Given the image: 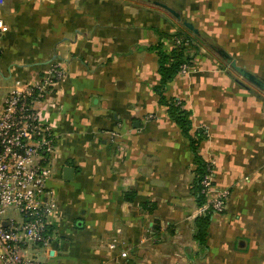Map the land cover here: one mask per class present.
Instances as JSON below:
<instances>
[{"label": "crops", "instance_id": "obj_1", "mask_svg": "<svg viewBox=\"0 0 264 264\" xmlns=\"http://www.w3.org/2000/svg\"><path fill=\"white\" fill-rule=\"evenodd\" d=\"M156 2L264 80V0H0V112L11 91L63 72L35 103L56 135L45 264H264V91L179 34L183 23ZM157 46L199 49L166 96L184 101L193 132L207 130L199 152L227 200L206 246L195 237L194 156L155 90Z\"/></svg>", "mask_w": 264, "mask_h": 264}, {"label": "built area", "instance_id": "obj_2", "mask_svg": "<svg viewBox=\"0 0 264 264\" xmlns=\"http://www.w3.org/2000/svg\"><path fill=\"white\" fill-rule=\"evenodd\" d=\"M7 30L0 19V33ZM187 69L183 65L182 72ZM62 75V70L53 66L41 84L11 91L0 112V264H45L26 253L47 248L52 241L48 217L53 192L48 182L56 135L35 103ZM213 175L210 167L202 180L207 197L215 185ZM224 199H208L201 213L209 206L215 212L223 211ZM8 210L13 211L12 216H7Z\"/></svg>", "mask_w": 264, "mask_h": 264}, {"label": "trees", "instance_id": "obj_3", "mask_svg": "<svg viewBox=\"0 0 264 264\" xmlns=\"http://www.w3.org/2000/svg\"><path fill=\"white\" fill-rule=\"evenodd\" d=\"M184 29L179 34L185 35L191 42L199 40V42L210 45L208 39L203 35H195L188 30L184 25ZM157 53L159 56V73L160 83L156 86L160 102L168 107L169 116L180 127L183 136L188 140L189 147L194 156L195 162V178L193 181V194L196 197V201L200 207H203L207 203V195L203 192L202 180L205 175L209 173V168L212 167L208 161H206L202 155H200L199 147L201 142L207 137V130L204 128L197 129L195 132L192 130L191 111L185 107L184 101L177 98H168L166 91L169 83L177 76L181 71L183 65H191L193 59L198 55L199 49L190 53L186 48L180 47V49H174L171 52H164L160 46H157ZM125 198L129 201L135 200V191L125 192ZM144 209L152 212L156 207V204L145 202L142 204ZM214 209L209 206L204 212L200 213L195 218L196 225V239L197 241L206 246V238L208 227L211 222ZM49 232H51L49 230Z\"/></svg>", "mask_w": 264, "mask_h": 264}, {"label": "water", "instance_id": "obj_4", "mask_svg": "<svg viewBox=\"0 0 264 264\" xmlns=\"http://www.w3.org/2000/svg\"><path fill=\"white\" fill-rule=\"evenodd\" d=\"M156 4L160 5L167 11H169L177 20L181 21L183 25L190 30L195 35H200L201 32L199 28H197L191 21L182 17L181 13L175 10L173 7L169 6L168 4L162 2H156ZM210 48L223 60L225 61L237 74L244 79L245 81L249 82L250 84L256 86L260 90L264 91V80L258 77L253 72L247 70L245 67L241 66L237 59L228 52L225 48L210 43ZM241 84L246 86V84L242 81H239ZM74 168L73 167H66L64 170V177L66 179H71L73 177Z\"/></svg>", "mask_w": 264, "mask_h": 264}, {"label": "rangeland", "instance_id": "obj_5", "mask_svg": "<svg viewBox=\"0 0 264 264\" xmlns=\"http://www.w3.org/2000/svg\"><path fill=\"white\" fill-rule=\"evenodd\" d=\"M207 38V37H206ZM208 39V41L210 42V43H214L210 38H207ZM209 43V44H210ZM215 44V43H214ZM208 45V44H207ZM206 45V46H207ZM208 48H210V46L208 47ZM243 81H244V79H242ZM246 82V81H245ZM209 162V161H208ZM210 164H212V162H209ZM212 168H213V164H212ZM214 169V168H213ZM213 172H214V170H213ZM213 179H214V183H215V185H216V181H215V174L213 175ZM215 185H214V187H213V189H212V192H210L209 193V195H208V197H207V202H208V199H209V201L210 200H213V198L214 197H217V196H220V195H217V193L214 191V189H215ZM260 194H262V191H260L259 192ZM226 196H230V191L227 193L226 192ZM264 196V195H263ZM262 196V197H263ZM223 198H225L224 199V201L226 200V197L225 196H223ZM227 201V200H226ZM226 201H225V205H226ZM259 202H264V199H260L259 200ZM260 207L258 208L257 207V209H258V211L259 212H261V215H262V219H264V204H262V205H259ZM225 212V208H224V210L223 211H221L220 213H224ZM8 214H7V216H12L13 215V211L12 210H8V212H7ZM215 213V212H214ZM216 213H219V212H216ZM261 215H260V218H261ZM264 221V220H263ZM43 248H41V247H38V248H34L32 251H30V252H27L26 253V255L27 256H35L37 259H39V260H42L43 261V259H44V255H43Z\"/></svg>", "mask_w": 264, "mask_h": 264}]
</instances>
